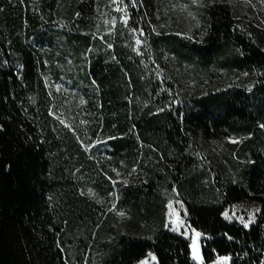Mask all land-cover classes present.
Masks as SVG:
<instances>
[{
  "label": "trees",
  "instance_id": "1",
  "mask_svg": "<svg viewBox=\"0 0 264 264\" xmlns=\"http://www.w3.org/2000/svg\"><path fill=\"white\" fill-rule=\"evenodd\" d=\"M205 12V43L191 46L192 53L203 64L224 55L238 70L253 72L258 83L251 93L239 88L209 92L175 114L150 108L138 113L135 97L143 94L144 85L130 66L121 71L99 59L90 61L88 79L107 112L101 129L114 137L103 147L129 158L137 147L147 182L120 188L117 206L132 208L140 219L127 231L118 229L114 242L89 264H136L149 253L157 264H198L189 240L162 227L163 201L156 191L161 175L144 164L152 155L172 163L167 172L185 203L187 222L202 235L203 264L222 256L230 264L264 263V144L258 127L264 125V28L241 32L223 2L210 4ZM93 13V0H0V264H70L67 233L75 221L92 218L98 207L77 193L75 178L91 173L96 163L82 148L78 129L70 130L51 113L37 48L58 34L49 22L62 19L73 50L88 49L83 31ZM129 25L140 30L137 13L130 14ZM81 91L92 104L93 95L84 87ZM129 130L130 136L119 135ZM217 134L251 135L239 147L238 154L246 151L249 160L238 173L221 166L196 169L194 150ZM98 186L111 187L105 178ZM244 199L259 205L248 227L223 217L227 206ZM149 215L160 221L150 233L142 229Z\"/></svg>",
  "mask_w": 264,
  "mask_h": 264
},
{
  "label": "rangeland",
  "instance_id": "2",
  "mask_svg": "<svg viewBox=\"0 0 264 264\" xmlns=\"http://www.w3.org/2000/svg\"><path fill=\"white\" fill-rule=\"evenodd\" d=\"M93 2V17L83 31L89 37L88 49L73 50V41L68 40L69 26L62 19L49 22L58 34L52 33L51 39L37 45L43 57L42 79L52 100L51 113L70 130L78 129L76 133L82 148L96 163L91 173H82L75 178L77 193L85 194L98 207L91 211L92 218L75 221L76 224L67 233L70 264L96 262L107 245L114 242L118 229L127 231L133 221L140 219L132 208L117 206L119 190L129 184L147 182L140 173L144 170L138 162L143 154L139 153L137 147H134L135 157L130 158L126 153L113 156L103 147L109 137H114L109 129L107 133L101 129L107 112L94 94L95 83L88 79L90 61L99 59L114 70L121 71L130 66L144 85L143 94L135 97L138 113L150 108L155 112L175 114L177 108L193 106L209 92L239 88L251 93L258 83L253 72L238 70L224 55L219 54L203 64L192 53L191 46L196 48L205 43L208 28L206 7L215 2L228 4L241 32L264 28V0ZM132 12L139 15V31L129 25ZM180 45L182 47L177 48ZM83 87L93 95L92 104H88L83 97ZM258 127L262 131L261 142L264 144V125L259 122ZM131 133L132 130H129L119 135L130 136ZM250 137L249 134H217L203 141L194 150L196 169L211 171L213 167L221 166L229 172L238 173L241 164L249 160L246 151L241 156L238 154L239 147ZM144 164H150L161 175V179H157L156 191L163 201L162 227L189 240L192 257L194 252L197 256L193 259L203 264L199 252L201 236L189 226L185 203L171 177L172 173L167 172V167H171L172 163L163 156L155 158L152 155L146 158ZM102 178L107 179L111 186L107 191L98 186ZM139 200H144V197ZM258 211L256 202L244 199L227 206L223 217L229 222L248 227L255 221ZM146 218V222L142 219L144 232L150 233L159 228L157 215ZM176 225H179V231L173 230ZM79 237L84 242L79 243ZM142 262L157 264L151 253L136 264ZM209 264H230V258L217 257Z\"/></svg>",
  "mask_w": 264,
  "mask_h": 264
},
{
  "label": "snow or ice",
  "instance_id": "3",
  "mask_svg": "<svg viewBox=\"0 0 264 264\" xmlns=\"http://www.w3.org/2000/svg\"><path fill=\"white\" fill-rule=\"evenodd\" d=\"M138 43H139V41H138ZM120 215H123V213H120ZM180 223H183V222L180 221ZM173 230H174V231H179V225H176V226L173 228ZM197 235H199V234H197ZM193 258H194V259L197 258L195 252H194V254H193ZM223 259H227V258H223ZM142 264H144V262H142Z\"/></svg>",
  "mask_w": 264,
  "mask_h": 264
},
{
  "label": "water",
  "instance_id": "4",
  "mask_svg": "<svg viewBox=\"0 0 264 264\" xmlns=\"http://www.w3.org/2000/svg\"><path fill=\"white\" fill-rule=\"evenodd\" d=\"M199 234H200V236H202L201 233H199ZM200 240H201V238H200ZM200 250H201V249H200V243H199V252H200Z\"/></svg>",
  "mask_w": 264,
  "mask_h": 264
}]
</instances>
